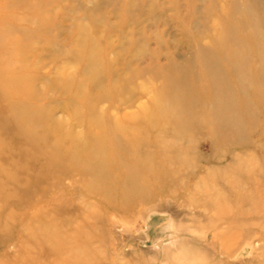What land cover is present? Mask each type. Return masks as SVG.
<instances>
[{
    "label": "rangeland",
    "instance_id": "obj_1",
    "mask_svg": "<svg viewBox=\"0 0 264 264\" xmlns=\"http://www.w3.org/2000/svg\"><path fill=\"white\" fill-rule=\"evenodd\" d=\"M177 250L264 264V0H0V264Z\"/></svg>",
    "mask_w": 264,
    "mask_h": 264
},
{
    "label": "bare ground",
    "instance_id": "obj_2",
    "mask_svg": "<svg viewBox=\"0 0 264 264\" xmlns=\"http://www.w3.org/2000/svg\"><path fill=\"white\" fill-rule=\"evenodd\" d=\"M92 63V62H91ZM90 63V64H91ZM86 73L87 74H89V73H92V75H93V77H96V78H98L99 76H98V74L95 72V71H93L92 70V66H88L87 67V71H86ZM116 78L118 79H120V78H122L121 77V74L120 73H117L116 74ZM123 79V78H122ZM118 82H119V80H117ZM126 83V81H124V79H123V82H120V85L118 84V85H116L117 86V89H118V91H123V89H124V87H123V85ZM115 86V87H116ZM107 94H108V91H105L104 93H103V96L104 97H106L107 96ZM143 108V111H146V109L148 108L147 107V105L146 104H144L143 106H142ZM139 117H143V116H137V117H135V123L136 124H139L140 123V118ZM151 122V121H150ZM152 124H154L153 122H151ZM118 126V125H117ZM118 128L121 130V128H120V126H118ZM103 134H106V131L104 130V132H102ZM101 135H99V137H100ZM74 141H76L77 142V145L76 146H80V147H84V152H86V156H84V164H86V165H84L83 166V170H84V173H87L88 175H97V173H99V172H102V173H108V172H110L111 171V169H112V166H111V164L110 163H108L109 161H110V159H105V160H103V161H101L102 163H99L97 160V162L95 161V160H89V157H93L92 156V153L93 152H96V151H99L100 149H98L97 147H91V148H87L86 146H85V141L81 138V137H75L74 139H73ZM64 148V147H63ZM100 148H101V152H105V150H107L108 149V147L106 146V144H105V141H103L102 140V138H101V146H100ZM98 149V150H97ZM121 149V147H119V150ZM63 152H65V151H63ZM67 154V153H66ZM81 156H83V155H81ZM123 164V163H122ZM164 174H166V176L168 175V172H164ZM122 174H120V176H121ZM233 184H231V188H233L234 186H232ZM230 186V185H229ZM237 189V188H236ZM235 189V190H236ZM237 191H239L238 189L236 190V191H234V192H237ZM124 202H123V204L124 205H122L121 207V209H125V208H127V209H131V204H133L134 202H135V200L134 199H128L127 197H125V198H123L122 199ZM213 202H215V201H213ZM156 208H158V206H156V205H154V206H152L151 207V209L150 210H153V209H156ZM178 208V207H177ZM176 208V209H177ZM215 208L217 209L218 208V205L215 203ZM119 209V208H118ZM132 210V209H131ZM149 210V211H150ZM146 215V214H145ZM144 215V216H145ZM158 220V219H157ZM169 223V222H168ZM174 224V223H173ZM178 224V223H177ZM166 226V225H165ZM171 227V226H170ZM179 227L181 228V226L179 225ZM184 227V226H183ZM167 229V228H166ZM172 229V228H171ZM216 236H218V235H216ZM168 237V236H167ZM213 238H215V235H213ZM181 239V238H180ZM140 240V239H139ZM217 241V240H216ZM141 242V241H140ZM182 242H184V240L182 241ZM161 243V242H160ZM174 243V242H173ZM178 243V242H177ZM202 243V242H201ZM164 245H166V244H164ZM251 246V245H250ZM230 247H232V246H230ZM229 247V248H230ZM252 249V248H251ZM255 249V248H254ZM159 250V249H158ZM237 250V249H236ZM236 250H234V251H232V248H230V249H226V252L228 253V254H232V253H235L236 252ZM253 250V249H252ZM237 254V253H236ZM254 254V253H253ZM233 257V256H232ZM172 259L173 260H175V261H179V262H181L180 264H182V263H184V259H183V252L181 251V250H177L176 251V253L175 254H173V256H172Z\"/></svg>",
    "mask_w": 264,
    "mask_h": 264
}]
</instances>
